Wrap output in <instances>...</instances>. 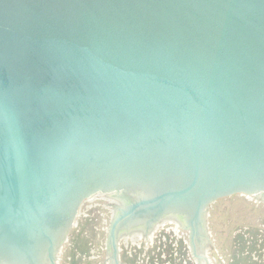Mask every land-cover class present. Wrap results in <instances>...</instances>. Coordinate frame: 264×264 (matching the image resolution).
I'll use <instances>...</instances> for the list:
<instances>
[{"label":"water","instance_id":"1","mask_svg":"<svg viewBox=\"0 0 264 264\" xmlns=\"http://www.w3.org/2000/svg\"><path fill=\"white\" fill-rule=\"evenodd\" d=\"M264 200V0H0V264H59L86 201L119 238Z\"/></svg>","mask_w":264,"mask_h":264},{"label":"rangeland","instance_id":"2","mask_svg":"<svg viewBox=\"0 0 264 264\" xmlns=\"http://www.w3.org/2000/svg\"><path fill=\"white\" fill-rule=\"evenodd\" d=\"M116 204L86 201L60 254L59 264H113L108 246ZM209 237L192 249L189 231L166 223L119 238V264H264V200L233 194L217 199L207 218Z\"/></svg>","mask_w":264,"mask_h":264},{"label":"flooded vegetation","instance_id":"3","mask_svg":"<svg viewBox=\"0 0 264 264\" xmlns=\"http://www.w3.org/2000/svg\"><path fill=\"white\" fill-rule=\"evenodd\" d=\"M115 201V200H114ZM117 201V200H116ZM115 201V204H117V202Z\"/></svg>","mask_w":264,"mask_h":264},{"label":"bare ground","instance_id":"4","mask_svg":"<svg viewBox=\"0 0 264 264\" xmlns=\"http://www.w3.org/2000/svg\"><path fill=\"white\" fill-rule=\"evenodd\" d=\"M141 236H142V233H141Z\"/></svg>","mask_w":264,"mask_h":264}]
</instances>
